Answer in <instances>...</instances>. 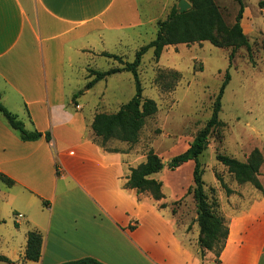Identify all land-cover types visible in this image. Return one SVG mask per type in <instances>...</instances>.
Wrapping results in <instances>:
<instances>
[{"label": "crops", "instance_id": "crops-1", "mask_svg": "<svg viewBox=\"0 0 264 264\" xmlns=\"http://www.w3.org/2000/svg\"><path fill=\"white\" fill-rule=\"evenodd\" d=\"M159 2L143 17L138 0H0V100L43 135L24 142L0 116V175L14 182L0 180V256L10 261L0 264H264L263 196L243 211H218L227 240L219 257L201 255L196 211H156L125 188L146 156L116 140L103 147L92 130L104 101L82 100L101 81L82 91L77 80L86 83L100 59L116 63L105 54L135 51L141 32L171 12L172 0ZM187 53L174 49L170 69L180 72ZM212 188L220 194L216 181ZM31 231L43 236L37 263L23 262Z\"/></svg>", "mask_w": 264, "mask_h": 264}, {"label": "rangeland", "instance_id": "rangeland-1", "mask_svg": "<svg viewBox=\"0 0 264 264\" xmlns=\"http://www.w3.org/2000/svg\"><path fill=\"white\" fill-rule=\"evenodd\" d=\"M180 1L172 0V8L178 7ZM214 1L222 14L227 30H230L239 12L237 0ZM243 2L245 8L242 28L250 44V54L245 47H242L237 50L230 64L229 56L233 47L216 48L209 42L181 44L169 46L174 48L168 50L166 47L165 54L163 55L164 49L161 56L163 60L160 58L158 61L154 57V50H150L143 57L139 68L143 98L156 102L158 112L146 119L139 141L133 146H137L138 153L144 156L150 151L154 152L165 163L185 152L195 136L210 120L213 104L229 71L230 80L221 101L222 110L219 116L221 125L210 135L209 148L200 157L206 191L208 187L215 186V181L220 191L218 194L216 189L210 187L215 190V194L211 190L210 203H213L212 199L214 200L215 197L219 204L215 206V208L218 206V211H243L259 198L264 197V193L255 189L253 185L239 184L227 168L217 161V156L223 155L246 162L256 149L264 154V0H243ZM138 3L143 17L158 13L161 6L159 0H138ZM157 29L158 27L155 26L144 29L141 37L134 40L135 51L131 49L122 51L123 61L133 62L136 52L156 39ZM221 37L222 41L227 36ZM174 49L178 54L188 52L181 61L180 72L169 67L177 65L170 58ZM116 63L100 59L96 63L97 72H106L117 65L122 67L118 62ZM91 71L88 70L86 83L83 79L77 80L78 90L83 91L94 79ZM107 79L101 81L82 100V103L92 108L102 100L104 102L101 114L110 115L117 113L122 106L128 104L135 96L136 89L134 77L129 72ZM84 83L86 86L83 85ZM99 144L102 145V142L99 141ZM136 159L139 162V156ZM193 171L194 163L190 162L175 171L164 169L153 176V179L163 185V198L156 201L150 193H144L143 198L154 203L156 211L177 213L196 211L193 194H188V189L194 186ZM216 176L222 178L231 190L230 194L222 188ZM259 181L264 189L262 169ZM162 206L165 208H161ZM0 211H3L1 207ZM221 245L215 246V255Z\"/></svg>", "mask_w": 264, "mask_h": 264}, {"label": "trees", "instance_id": "trees-1", "mask_svg": "<svg viewBox=\"0 0 264 264\" xmlns=\"http://www.w3.org/2000/svg\"><path fill=\"white\" fill-rule=\"evenodd\" d=\"M192 9L189 11L178 13V9L174 6L165 21L157 23V36L150 44L141 47L135 54L134 61L131 63L124 62L122 58L114 55L105 54L104 56L118 62L121 68H112L106 72L91 71L94 79L86 86L87 90L92 89L96 83L106 80L108 77L129 72L134 77L136 94L132 100L122 106L115 114H97L92 124V130L97 138L105 147L106 143L111 140L120 141L130 145H135L139 141V136L145 126L146 119L157 114L158 106L156 102L143 98V88L139 77V68L142 64L143 57L150 51L154 50V57L160 60L162 53L166 47L177 46L181 44H194L209 42L216 48L233 47L230 58V64L235 58L238 49L245 47L249 54L251 53L250 44L245 36L242 28V20L244 14L243 0H237L239 4V12L234 25L227 30L222 14L215 4L214 0H188ZM228 33V34H227ZM226 35V39L222 37ZM230 80L229 71L226 73L225 81L220 89L213 108L212 116L206 123L205 127L195 136L189 148L165 163L158 155L150 151L146 155V161L137 168L131 169V174L125 188L135 190L139 195L150 193L152 197L159 201L163 198L162 183L156 181L152 177L161 173L164 169L175 171L184 164L194 163L193 184L188 189V194H193L196 202V222L200 229L199 246L201 255L206 252L215 251V246L222 244L220 250L216 254L219 257L224 244L227 240L229 231L224 219L218 214V200L214 197L211 200V190L215 194V190L208 188L206 191L203 180L204 170L200 162V157L209 148V138L212 132L220 125V113L222 110V97L226 86ZM81 93L75 96V99ZM0 116H3L10 128L15 131L20 139L24 142H35L40 140L43 135L37 131L29 132L25 129L23 122L14 114L9 112L0 100ZM47 141L51 140L49 134L45 136ZM217 161L227 168L228 172L234 176L239 184H251L255 189L264 193L263 186L259 181L261 169L264 164V154L259 150H254L246 162L237 159L218 155ZM58 171V166H57ZM223 189L227 194L231 190L226 186L221 177L216 176ZM0 180L7 186H12L13 181L0 175ZM219 205V204H218ZM161 208H165L162 206ZM3 222L0 220V227ZM43 248V236L38 231H31L27 236V247L23 262L37 263L41 259ZM1 262L10 263V261L0 256ZM63 264H104L94 258L87 257L76 261L66 262Z\"/></svg>", "mask_w": 264, "mask_h": 264}, {"label": "water", "instance_id": "water-1", "mask_svg": "<svg viewBox=\"0 0 264 264\" xmlns=\"http://www.w3.org/2000/svg\"><path fill=\"white\" fill-rule=\"evenodd\" d=\"M178 13H183L191 9V5L186 0H181L178 4Z\"/></svg>", "mask_w": 264, "mask_h": 264}, {"label": "built area", "instance_id": "built-area-1", "mask_svg": "<svg viewBox=\"0 0 264 264\" xmlns=\"http://www.w3.org/2000/svg\"><path fill=\"white\" fill-rule=\"evenodd\" d=\"M19 218H21V217H19Z\"/></svg>", "mask_w": 264, "mask_h": 264}]
</instances>
